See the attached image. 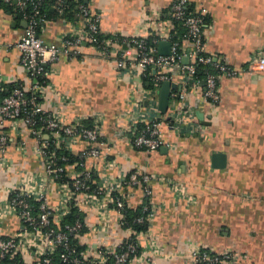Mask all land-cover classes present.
Masks as SVG:
<instances>
[{"label":"crops","instance_id":"1","mask_svg":"<svg viewBox=\"0 0 264 264\" xmlns=\"http://www.w3.org/2000/svg\"><path fill=\"white\" fill-rule=\"evenodd\" d=\"M176 1L92 0L90 8L101 16V33L130 38L147 33L149 16L156 20L159 14L163 22L168 20ZM190 4L193 10L206 14V53L233 67L245 68L253 55L264 51V0H190ZM73 22L51 19L41 37L46 43H58ZM26 24L15 11L0 7V91L18 86L28 93L32 87L21 55L13 48L24 35ZM124 49L131 55L129 46ZM47 83L51 89L46 90L42 106L61 114L66 124L94 116L102 118L99 133L106 145L100 156L88 159L83 168L93 172L101 185L134 171L166 180L154 184L151 198L157 208L151 234L163 253L156 264H191L189 252L195 246L215 253L235 252L239 264H264V72L221 78L216 106H204L200 92L189 98L190 111L201 131L180 135L162 124L160 136L169 145L164 152L162 148L139 151L128 141L136 120L148 116L147 102L141 109L136 106L140 92L150 88L140 75L119 72L115 62L100 58L84 45L79 58H62L53 66ZM170 83L176 85L171 88V108L172 95L181 90L178 72ZM159 113L160 118H167V113ZM6 134L9 147L5 158L12 169L3 172L0 168L3 192L20 182L21 170L44 172L28 130L22 127L17 134L7 126ZM21 143H26L25 152ZM87 149L88 144L78 140L72 153L80 155ZM216 154L225 156L222 168H217ZM170 180L185 194L169 185ZM121 193L131 208L144 201L139 189L125 188ZM48 196L52 206L59 204L60 194L54 185L48 188ZM105 200L101 198L98 207L85 212L86 223L98 229L88 242L93 249H111L127 237L117 212ZM18 225L16 219L8 218L0 227V236H9Z\"/></svg>","mask_w":264,"mask_h":264},{"label":"built area","instance_id":"2","mask_svg":"<svg viewBox=\"0 0 264 264\" xmlns=\"http://www.w3.org/2000/svg\"><path fill=\"white\" fill-rule=\"evenodd\" d=\"M44 1L0 0L3 4L14 6L17 14L27 23L24 35L13 48L21 55V65L32 81L28 93L33 95V98H27V93L19 87L0 100V168L3 172L12 169L5 158L9 147L7 126L17 134L22 127L28 130L34 141L33 152L44 166L43 174L21 170L18 184L4 192L0 190V227L8 218H14L19 223L9 236H0V264H156V258L163 253L151 234L157 212L151 198L154 184L166 180L134 171L118 180L103 181L101 185L93 172L83 169L85 162L98 158L101 148L106 145L99 133L102 118L94 116L66 124L61 114L43 108L40 101L50 88L47 80L53 74V66L62 58H79L86 44L100 58L115 62L119 72L134 73L142 79H150L152 88L141 91L136 103L140 109L145 102L149 104L148 116L136 120L128 141L139 151L154 152L169 147L160 136L162 124L180 135L199 134L202 127L190 111L189 98L200 92L198 95L204 106L218 105L219 80L264 72V51L253 55L245 68L233 67L220 57L206 53V14L193 10L190 0L173 3L169 19L164 22L159 14L156 20L149 16L147 33L130 38L121 34L101 33V16L91 11L92 0L87 4L82 3V0H72L78 7L76 21L58 43L49 44L41 37L50 21L43 10ZM66 2L55 0L52 9L63 15ZM157 21L162 27L158 26ZM175 23H180L186 29L181 42L173 41ZM161 42L171 43L169 56L158 53ZM125 46L130 47L131 55L126 54ZM1 51L3 44L0 42ZM185 59H188L187 64L184 63ZM200 66L207 69L203 80L198 77ZM174 72L179 74L181 90L172 95L174 104L169 107L167 118H160L159 91L164 83L173 80ZM89 120L92 122L91 127L85 125ZM138 123L146 124L139 130ZM78 140L86 142L88 149L83 154L74 155L72 148ZM21 147L22 152H25L26 143H21ZM59 150L73 154L79 161L73 165L60 166L59 160L68 162L70 159L66 155L59 157ZM52 185L60 194V202L55 207L50 204L48 196V188ZM169 185L182 195L185 194L184 189L175 182L170 180ZM125 188L139 189L144 194L141 206H144L146 217L137 219V222L147 223L146 231L125 228L126 201L121 193ZM105 197L107 206L112 205L117 212L119 224L127 237L111 249H93L88 242L94 232L98 233V229L86 223L85 212L98 207L101 198ZM73 210L84 215L83 220L78 217L74 223L65 222ZM74 240H77V244ZM189 258L191 264L240 262L235 252L227 250L215 253L202 246L190 249ZM110 259L112 263H109Z\"/></svg>","mask_w":264,"mask_h":264},{"label":"trees","instance_id":"3","mask_svg":"<svg viewBox=\"0 0 264 264\" xmlns=\"http://www.w3.org/2000/svg\"><path fill=\"white\" fill-rule=\"evenodd\" d=\"M90 0H82V3L87 4ZM55 0H45L43 2V10L47 13L49 20L54 19V18H64L68 21H76V14L78 13V7L76 4L73 3L72 0H67L66 2V8L65 11L63 13V15L58 14L57 12L53 11L52 12V6L54 5ZM0 7H3V9L7 12H12L15 11V7L14 6H9L6 4H3L0 2ZM15 13L17 14V12L15 11ZM18 16H20L19 14H17ZM21 17V16H20ZM186 34V29L180 24V23H175V31L173 34V41H179L181 42L184 38ZM102 38V37H101ZM198 77L200 79H204L206 78V71L207 69L203 66L198 67ZM144 81V85L149 84L150 88H152V82L150 81V79H146L143 78ZM15 88H19L18 86L15 87H11L8 88L7 90H5V92L3 91V93L0 95V100H2L4 97L8 96L10 94V92L12 90H14ZM33 95H31L30 93L26 94V97L31 99ZM37 98V96H36ZM41 102V101H40ZM85 125L87 127H91L92 126V122L91 121H86ZM138 129H142V126H139ZM51 150H53V147H51ZM60 152H58V156L61 157L62 155H66L70 161L68 162H62L61 160H59L58 164L62 167H65L67 165H73L75 163H77L79 161V159L77 157H75L73 154H69V153H65L62 152L61 150H59ZM83 171V170H81ZM96 178V177H94ZM125 228H132L134 231H146L148 229V224L147 223H143V224H139L137 222V219L141 218V217H146V213L144 212V206H138L135 208H131L127 205V203L125 204ZM80 217L81 220H83L84 215H80L77 210H73L71 212V214L69 216H67V218L65 219V222L68 223H74V221ZM127 241H125L124 243H126ZM74 243L77 244V240H74ZM112 259H110L109 263L111 262Z\"/></svg>","mask_w":264,"mask_h":264},{"label":"water","instance_id":"4","mask_svg":"<svg viewBox=\"0 0 264 264\" xmlns=\"http://www.w3.org/2000/svg\"><path fill=\"white\" fill-rule=\"evenodd\" d=\"M27 28V24H26ZM86 45V44H85ZM158 53L163 56H169L171 54V43L170 42H162L159 45ZM184 63H188V59L184 60ZM171 88H176V85L171 84L170 82H166L161 86L160 89V104L159 110L162 114H166L169 109L170 98H171ZM166 148H162L161 151L164 152ZM214 159L218 161L217 168H222L221 160H225V156L221 154H216Z\"/></svg>","mask_w":264,"mask_h":264}]
</instances>
